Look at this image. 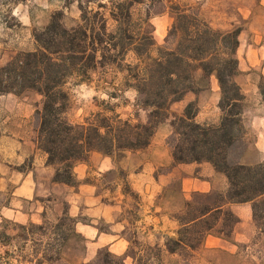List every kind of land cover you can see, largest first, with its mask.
I'll list each match as a JSON object with an SVG mask.
<instances>
[{
	"label": "trees",
	"instance_id": "obj_1",
	"mask_svg": "<svg viewBox=\"0 0 264 264\" xmlns=\"http://www.w3.org/2000/svg\"><path fill=\"white\" fill-rule=\"evenodd\" d=\"M91 1L97 10L89 11V4H81L77 27L66 29L61 15L55 14L46 28L33 33L35 51L20 53L0 68V95L33 92L42 97L33 116L36 146L46 156V165L55 169L54 182L76 187L75 165L88 162L93 153L113 157L144 151L168 119L170 107L195 92L197 78L208 82L215 77L220 88L219 124H198V105L190 103L171 122L173 133L167 144L175 164H211L226 176L228 190L193 194L171 215L178 228L173 237L165 239L163 251L188 264L208 236L231 241L240 223L232 205H251L255 226L264 235V162L256 166L240 163L248 148L246 98L236 83L242 30H215L198 9L166 0L173 24L164 46L157 47L149 23L155 6L164 5V0ZM140 5L149 6L144 18L135 14ZM99 69L123 75V88L135 91L139 106L148 111L146 123L124 120L108 104L80 125L68 121L71 97L67 85L73 80L88 83ZM260 94L264 100V86ZM79 223L67 212L54 224L19 225L4 220L0 247L10 249L19 241V252L30 253L26 264H61L72 241L85 243L76 229ZM145 248L151 257H135L134 264L160 261L161 250ZM6 255L14 259V253ZM90 264L126 261L106 250Z\"/></svg>",
	"mask_w": 264,
	"mask_h": 264
},
{
	"label": "rangeland",
	"instance_id": "obj_2",
	"mask_svg": "<svg viewBox=\"0 0 264 264\" xmlns=\"http://www.w3.org/2000/svg\"><path fill=\"white\" fill-rule=\"evenodd\" d=\"M164 1V5L155 6L149 23L157 47L164 46L168 31L173 24V17L166 9V5L169 6V4L166 0ZM172 1L182 6L198 9L215 30L231 32L241 29L264 34V8L258 5L260 0ZM107 2L108 0H100L98 4ZM81 4L84 6L89 4V11L97 10V5L89 0H0V68L6 67L20 53L35 51L36 43L33 33L46 28L55 14L61 15V22L66 29L77 27L80 22ZM148 8L149 6L146 5L137 6L135 8L136 17H146ZM243 9L253 10L249 20L244 19V16H248L246 11L244 14L240 13ZM132 62V57L129 56L127 63ZM260 85L264 86L263 83ZM66 89L71 97V109L67 114V119L73 125H80L90 116L102 112L107 104L115 107L116 113L124 120L135 123L147 122L148 111L139 106L136 92L125 90L123 75L116 73L113 69H99L91 75L88 83L78 84V81L73 80ZM206 90L209 91L206 99L209 117L217 118V114L221 116V113L219 108L217 111L213 108V92L210 91L207 81L199 76L195 92L190 93L196 94ZM111 96L116 98L111 99ZM41 103L42 97L33 92H25L20 96L0 95V224L7 220L19 225H27V216L32 210L38 214L36 220L39 223L35 225L54 224L64 212L69 214V205L66 201H73L77 195L78 168L81 165L83 167V165L90 164L89 158L88 162L75 165L76 187H61L62 190L57 193V196L41 197L34 201H13L12 195L17 185L26 175L34 172L33 165L46 159L44 154L36 152L37 135L33 121L35 111ZM183 106H185V101L173 104L170 107L168 119L160 125L161 137H158V141L164 146H160V150L169 148L167 142L172 134L168 136V131H171L170 126L174 117L182 114ZM209 107H212L211 110ZM249 107L251 110L244 116L247 143L255 138L254 131L250 129L251 122L257 119L264 122V105L252 99ZM138 157L139 161L145 159V151ZM108 158L114 161L115 169L103 173H95V169H92L85 183L97 186V194L102 196L103 201L118 203L119 213L117 212L116 218L124 224L120 228H112L105 221L93 220L85 213L75 219L80 221L79 224L92 226L101 233L120 234L129 246L123 256H115L122 257L126 264H134L135 257L144 260L145 256L151 257V253L146 251L145 247H157L162 251L160 261L152 262V264H187L178 256H171L163 251L165 239L173 237V226L169 224L167 217H171L183 207L179 182L173 183L159 198H146L145 195L133 191L131 179H129L130 173L134 171L132 161L135 156L122 153ZM50 172H52L51 169ZM48 173L37 175L45 182ZM153 206L159 207L161 213L155 212ZM42 207L45 210L40 213ZM158 220L161 221L160 224ZM83 238L85 243L80 241L70 243L65 251V261L61 264H90L96 261L98 253L108 250L93 245L92 243H95L93 238V240ZM110 241L111 239H103L100 244L103 245ZM260 241V237H257L249 245L232 242L235 245V253L198 250L188 264H264V249ZM20 247L19 241L15 242L14 247L10 249L0 247V264H26L25 259L30 253L29 251L20 253ZM9 251L14 253V259L6 255Z\"/></svg>",
	"mask_w": 264,
	"mask_h": 264
},
{
	"label": "crops",
	"instance_id": "obj_3",
	"mask_svg": "<svg viewBox=\"0 0 264 264\" xmlns=\"http://www.w3.org/2000/svg\"><path fill=\"white\" fill-rule=\"evenodd\" d=\"M258 5L264 8V0H260ZM245 11L248 16H244V19L249 20L253 10L247 11L243 9L240 13L244 14ZM239 41L240 46L237 51L239 75L236 77V83L241 87L245 95V115H247L249 110H251L249 106L252 99L258 100L260 104L264 105V100L260 94V84H264V34L258 31L242 30ZM208 83L210 91L213 92V108L217 111L220 101V88L215 77H210ZM208 92L209 91L206 90L196 94L188 93L184 100L181 101V103L185 101L182 113L187 105L196 103L199 108L196 122L198 124L217 125L220 122L221 116L217 114V118L209 117L208 108L206 106ZM209 108L211 110L212 107ZM250 129L254 131L255 138L253 141H249L248 148L242 156L240 163L245 166H256L264 162V122L257 119L251 122ZM172 131L171 127V131H168V136L173 133ZM160 134L161 126L158 127L151 145L144 150L145 159H142V161H139L140 158L138 155L144 153V151L125 152L135 156V159L132 161L134 171L129 175L133 191L145 195V197L149 199L154 197L159 198L165 190L169 189L173 183L178 181L180 184L182 203L184 204L196 193H224L228 190V180L226 176L217 172L211 164H175L170 148L160 150V146L164 147L158 141V137H161ZM36 152L41 153L37 150V146ZM89 163V165H83V167L81 165V167L78 168L79 175L77 176V180L79 185L77 187V195L73 201H66L69 205V215L73 218H77L85 213V215H88L93 220H103L111 225L112 228H120L124 223L123 221H117L116 218L117 212L119 211V207L117 206L118 203L103 201L102 196L97 194V186L85 183L92 169H95V173L111 171L115 169V163L111 158L99 153L91 154ZM33 168L36 176H34L35 173L33 172L31 175H26L25 178L22 179L23 181L17 185L13 192V201H34L41 197L57 196V193L62 190L61 187H68L54 182V169L46 165L45 158L37 165H33ZM50 169L52 172H50ZM161 169L166 170L161 172ZM45 172L48 174L46 181L43 182V179H41L39 175ZM11 205L12 204H10V206ZM152 208H154L155 212L161 213L159 207L155 208V206H153ZM230 208L234 215L240 220V223L235 227L232 241L228 242L213 236H208L200 250L235 253V245H233V243L249 245L257 237H260V244L264 249V235L260 234L255 226L251 205H232ZM44 210L45 208L42 207L40 213H43ZM37 218L38 214L32 210L27 216L26 223L38 224L39 221L36 220ZM167 221L173 226L172 235L174 236L178 228L177 223L173 221L171 217H167ZM158 223L160 224L161 221L158 220ZM76 229L77 232L87 240L93 238L95 243L92 244L97 248H107L113 255L123 256L128 249V242L118 233L104 234L99 232L98 229L84 224H78ZM113 231L116 232V230ZM103 239H111V241L102 245L100 243Z\"/></svg>",
	"mask_w": 264,
	"mask_h": 264
}]
</instances>
